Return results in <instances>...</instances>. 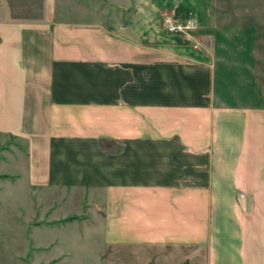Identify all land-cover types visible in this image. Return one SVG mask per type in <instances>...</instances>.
I'll list each match as a JSON object with an SVG mask.
<instances>
[{
    "label": "crops",
    "instance_id": "0c3cea01",
    "mask_svg": "<svg viewBox=\"0 0 264 264\" xmlns=\"http://www.w3.org/2000/svg\"><path fill=\"white\" fill-rule=\"evenodd\" d=\"M126 3L29 0L0 19V136L24 145L30 188L85 194L140 264H264L261 13ZM168 13L195 30L155 34Z\"/></svg>",
    "mask_w": 264,
    "mask_h": 264
},
{
    "label": "rangeland",
    "instance_id": "374dc122",
    "mask_svg": "<svg viewBox=\"0 0 264 264\" xmlns=\"http://www.w3.org/2000/svg\"><path fill=\"white\" fill-rule=\"evenodd\" d=\"M65 1L72 6L79 0H55L57 12ZM83 3L110 13L112 7H127L126 0H83ZM26 4L29 0H0V19H27L25 13L10 14L16 7ZM244 7L258 9L261 13L262 16H249L252 19H259L257 22L264 19V0H244ZM160 20L155 25V34L162 31ZM252 27L254 25H245V28ZM259 35L264 40L263 27ZM258 49L262 59L257 70L264 84V46ZM215 65L217 72L223 68L219 62ZM26 167L24 145L0 136V264H140L134 261L137 256L130 249L106 245L101 228L103 223L97 221L98 213L102 211L95 209L92 203L90 205L85 194L66 193L65 196L59 192L32 189L24 175Z\"/></svg>",
    "mask_w": 264,
    "mask_h": 264
},
{
    "label": "built area",
    "instance_id": "2783aa9c",
    "mask_svg": "<svg viewBox=\"0 0 264 264\" xmlns=\"http://www.w3.org/2000/svg\"><path fill=\"white\" fill-rule=\"evenodd\" d=\"M160 30L167 35L187 37L196 28V22L193 18L181 19L174 15H163L160 20Z\"/></svg>",
    "mask_w": 264,
    "mask_h": 264
}]
</instances>
